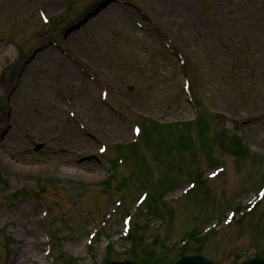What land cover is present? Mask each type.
Masks as SVG:
<instances>
[{
  "label": "rangeland",
  "instance_id": "1",
  "mask_svg": "<svg viewBox=\"0 0 264 264\" xmlns=\"http://www.w3.org/2000/svg\"><path fill=\"white\" fill-rule=\"evenodd\" d=\"M263 186L264 0H0V264L264 258Z\"/></svg>",
  "mask_w": 264,
  "mask_h": 264
},
{
  "label": "trees",
  "instance_id": "2",
  "mask_svg": "<svg viewBox=\"0 0 264 264\" xmlns=\"http://www.w3.org/2000/svg\"><path fill=\"white\" fill-rule=\"evenodd\" d=\"M201 118V117H200ZM200 118H198L195 122H196V124H205V122L207 123V125H210V122L207 120V119H200ZM186 135V138H187V140H189L190 139V134L187 132V130H184V132H183V136H185ZM218 136V135H217ZM147 138V139H146ZM146 141H148L149 140V138H148V136L147 135H145V138H144ZM226 143V140H224L221 136H218V140L217 141H215V144H217V145H219V146H221L227 153H230V152H228V150L226 149V146L224 145ZM239 143H240V145H241V142L239 141ZM245 149V148H244ZM246 151V150H245ZM233 153H235L234 155H237V153H239V149L236 147V146H234L233 147ZM232 153V154H233ZM134 242H136V240H135V238L133 239V238H131ZM196 252V253H199L200 252V249H193L192 251H190L188 248H186L185 250H183V252L181 253V256H184V255H186V254H188L189 252ZM137 250L135 249H133L132 250V254H131V257L132 258H134L135 260H137ZM149 256V255H148ZM133 259V260H134ZM144 262H146L147 264H153V263H157L158 264V262L159 261H157V260H155V259H151L150 257H148V258H145L144 260H143Z\"/></svg>",
  "mask_w": 264,
  "mask_h": 264
},
{
  "label": "water",
  "instance_id": "3",
  "mask_svg": "<svg viewBox=\"0 0 264 264\" xmlns=\"http://www.w3.org/2000/svg\"><path fill=\"white\" fill-rule=\"evenodd\" d=\"M111 264H134V263H111ZM177 264H214L213 262L202 258V257H197V258H185L178 262ZM245 264H264L263 260H254L247 262Z\"/></svg>",
  "mask_w": 264,
  "mask_h": 264
},
{
  "label": "bare ground",
  "instance_id": "4",
  "mask_svg": "<svg viewBox=\"0 0 264 264\" xmlns=\"http://www.w3.org/2000/svg\"><path fill=\"white\" fill-rule=\"evenodd\" d=\"M4 129H5V126L3 127ZM3 129V130H4ZM71 129V131L72 132H74L75 134H77V132L76 131H74L75 129L73 128H70ZM75 141H73V142H71V143H74ZM78 146H80L81 145V143L79 142L78 144H77ZM55 147H57V146H55ZM65 147H67V145H65ZM89 148V147H88ZM86 166H85V168H89V165L88 164H85ZM81 168V167H80ZM78 170H80V169H78ZM30 257V253L28 252V251H26V250H23V249H20V250H18L17 251V258H16V264H25V260L27 259V258H29ZM35 261H38V258H36L35 259ZM15 264V263H14Z\"/></svg>",
  "mask_w": 264,
  "mask_h": 264
}]
</instances>
